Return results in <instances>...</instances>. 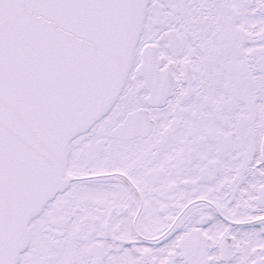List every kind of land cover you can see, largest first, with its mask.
Here are the masks:
<instances>
[{
  "label": "snow or ice",
  "instance_id": "1",
  "mask_svg": "<svg viewBox=\"0 0 264 264\" xmlns=\"http://www.w3.org/2000/svg\"><path fill=\"white\" fill-rule=\"evenodd\" d=\"M0 264H264V0H0Z\"/></svg>",
  "mask_w": 264,
  "mask_h": 264
}]
</instances>
